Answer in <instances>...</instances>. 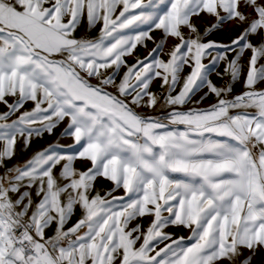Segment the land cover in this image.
I'll use <instances>...</instances> for the list:
<instances>
[{
  "label": "snow or ice",
  "instance_id": "obj_1",
  "mask_svg": "<svg viewBox=\"0 0 264 264\" xmlns=\"http://www.w3.org/2000/svg\"><path fill=\"white\" fill-rule=\"evenodd\" d=\"M82 23L99 34L77 36ZM261 84L264 0H0V264H253L264 250ZM65 120L72 143L9 164L18 143L27 152ZM98 179L112 184L103 195Z\"/></svg>",
  "mask_w": 264,
  "mask_h": 264
},
{
  "label": "rangeland",
  "instance_id": "obj_2",
  "mask_svg": "<svg viewBox=\"0 0 264 264\" xmlns=\"http://www.w3.org/2000/svg\"><path fill=\"white\" fill-rule=\"evenodd\" d=\"M99 25L96 26L95 29L91 30V31H87L86 29H81L80 33L78 36L80 35H87L88 37H95L99 34ZM187 31V30H185ZM153 40H149L146 41L147 43V48L145 47H141L138 46L137 49L134 52V55L132 56H128L126 57L127 61L129 64H132L135 62L136 58H143L145 56H147L148 52L155 46L154 41H159L161 36H162V32L160 30H155L151 33ZM207 39H215V40H224L227 39V36L225 33H214L212 35H210L209 37H207ZM178 41L174 40V39H169L165 48H164V53L162 54L163 58H167L166 57V53L168 52L169 48L171 47V45H173L174 43H177ZM216 52L213 51L212 55H215ZM211 59V57L207 58L204 60L205 64L209 63V60ZM124 69L121 70V75L123 74ZM190 71L189 68H185L184 70V75H186L188 72ZM217 71H223V64L220 65V67L216 70V71H212L211 75H210V79H212V81L214 83H216L217 85H223L228 81V78L226 77L224 80L219 79V77L216 75ZM119 79V77L117 78ZM95 82V81H93ZM160 80L156 79L154 80L152 86H151V90L154 92H157L158 90H161L160 88ZM233 94H237L240 91H242L243 89V77H241V80L237 83H235L233 86ZM259 87H264V84L259 85ZM177 91H179V86L177 88ZM207 91V88H201L199 91H197L196 93H204ZM175 94V93H173ZM199 99H193L192 98V103L188 104L186 107H192L193 104L195 103V101H197ZM216 102V98L214 95L211 96V98L209 100H206L204 102H202L199 106L200 107H207L212 103ZM145 112H149V110L145 111ZM156 112V111H155ZM155 112H149V114H155ZM158 112V111H157ZM67 126V120H65L54 132L53 135H48L47 133L44 134V136L42 138H37L33 140V144L32 147L30 148V151H28L27 153H30L29 155L23 156V158L20 156V151H19V143L17 145V156L9 162V164H14L19 162L20 163V159H23L22 163L27 160L33 153V151L38 150V149H42L47 147L49 144H54V143H60L62 145H67L72 143V139L70 137H62L61 133L63 131V129ZM3 169H0V172H2ZM99 180V179H98ZM97 180L96 182V189L99 190L98 185H99V181ZM103 180V179H102ZM108 187L106 188L107 190H110L112 188V184L109 181H106ZM114 195L117 196H122L124 195V191L123 189H119L117 192L114 193ZM150 222V220L147 219H141L138 218L136 221L133 222V224L135 223H143L145 226H147V224ZM165 231L171 232L173 233V238H177L179 236H184L185 238H187L190 235V231L184 229V228H177V227H173V226H169L168 228L165 229ZM159 247H163V245H160ZM157 250H159V248H157ZM262 261H264V250H262L260 253L257 254V256L254 258L253 260V264H262Z\"/></svg>",
  "mask_w": 264,
  "mask_h": 264
},
{
  "label": "crops",
  "instance_id": "obj_3",
  "mask_svg": "<svg viewBox=\"0 0 264 264\" xmlns=\"http://www.w3.org/2000/svg\"><path fill=\"white\" fill-rule=\"evenodd\" d=\"M194 20H195V22H196L198 25H202V20H200V19H196V18H194ZM84 28H85V24L82 23V25H81V27L78 29L76 35L78 36L79 33H80V31H81V29H84ZM203 94H204V93H196V95L193 96V99H194V98H195V99H199ZM211 96H212V95H210L206 100H209V99L211 98ZM11 99H12V98H9V101H10V102H11ZM206 100H204V101H206ZM204 101H203V102H204ZM32 106H33L32 103H31V102H28L27 104H25V109H30ZM4 110H6L5 107H4V105L0 104V111H4ZM23 110H24V109H21V111H23ZM140 110H141V111H147L148 109H140ZM154 112H155V111H154ZM18 114H19V113H17V115H18ZM159 114H160V112H159V111H158V112L156 111L155 114H153V115H159ZM14 118H15V117H13V119H14ZM28 151H30V149H29ZM28 151H27V152H28ZM27 152L20 153V156L23 158V156L29 155L30 153H27ZM22 161H23V159H20V163H22ZM76 166H77V167H83V165H82L81 162H79V161H77ZM89 166H90V165H89ZM98 181H99V182H98V183H99V185H98L99 191L101 192V195H103L104 192L106 191V188L108 187L107 182H106V180H102V179H99ZM164 214L167 215V213H164ZM79 215H80V209L77 208V210H76V215L73 217V220L70 221L69 226H71V223H73V222L75 221V219H76ZM137 219H138V218H137ZM142 219L151 220L152 218H151V217H145V218H142Z\"/></svg>",
  "mask_w": 264,
  "mask_h": 264
},
{
  "label": "built area",
  "instance_id": "obj_4",
  "mask_svg": "<svg viewBox=\"0 0 264 264\" xmlns=\"http://www.w3.org/2000/svg\"><path fill=\"white\" fill-rule=\"evenodd\" d=\"M162 90H158L157 93H160Z\"/></svg>",
  "mask_w": 264,
  "mask_h": 264
}]
</instances>
